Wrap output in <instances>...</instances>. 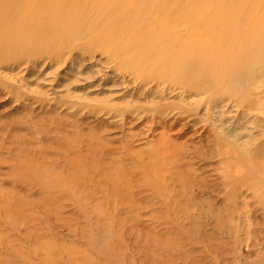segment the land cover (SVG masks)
I'll list each match as a JSON object with an SVG mask.
<instances>
[{"label": "rangeland", "instance_id": "obj_1", "mask_svg": "<svg viewBox=\"0 0 264 264\" xmlns=\"http://www.w3.org/2000/svg\"><path fill=\"white\" fill-rule=\"evenodd\" d=\"M50 1L0 3V264H264V0H176L154 44L128 0Z\"/></svg>", "mask_w": 264, "mask_h": 264}, {"label": "bare ground", "instance_id": "obj_2", "mask_svg": "<svg viewBox=\"0 0 264 264\" xmlns=\"http://www.w3.org/2000/svg\"><path fill=\"white\" fill-rule=\"evenodd\" d=\"M7 0H0V3H4ZM172 2H177L176 0H128L123 3H119L121 6L125 7L124 9L128 8H134L136 12H139L140 15L142 16L143 20L149 19L150 16H156L157 17V22L159 24L158 28H161L160 31L156 32H150L153 35V38L150 37L147 42H150L151 44L156 43L159 39H162V36L164 35V29L168 31L175 30L177 26L182 25L185 23V20L181 19L182 14H179L175 8L173 7ZM54 4V6L57 4V0H51L49 5ZM123 9V10H124ZM238 10H234L238 13V16L241 17L243 20H248L251 23V20L246 17L245 15H242L241 13V7H237ZM76 13V11H74ZM205 13L204 8H199L195 12V18L198 20V23L200 24H205L207 19L203 17ZM235 20L231 19L230 22L226 21H213L210 27V34L209 37H211L213 47L215 46V57L216 56V51L221 48L225 50L222 55L228 54L227 58H231V61L234 59V53H236V49L242 48V46H239L240 43L242 45H245L244 42V35L240 32L237 33V30H242L244 33L245 28L243 25L241 27H237V24L234 23ZM120 25L119 23H117ZM260 24V23H258ZM184 25V24H183ZM260 26V25H259ZM253 26V29L255 32H253V37L257 33V28ZM261 27V26H260ZM250 28V27H249ZM250 30V29H249ZM149 32H140L139 35L142 36H148L150 34ZM155 40V41H154ZM236 43V45H234ZM243 52V51H240ZM195 60H192L191 62H194ZM230 61V62H231ZM187 62V61H186ZM211 62H213V59L211 58ZM230 71H227V77H232V72H231V65ZM262 168H264V161L262 163Z\"/></svg>", "mask_w": 264, "mask_h": 264}]
</instances>
